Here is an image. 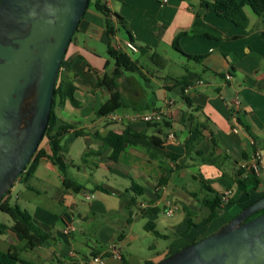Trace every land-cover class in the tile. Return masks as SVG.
Listing matches in <instances>:
<instances>
[{
  "label": "crops",
  "instance_id": "obj_1",
  "mask_svg": "<svg viewBox=\"0 0 264 264\" xmlns=\"http://www.w3.org/2000/svg\"><path fill=\"white\" fill-rule=\"evenodd\" d=\"M102 1L124 18L125 27L117 26L110 39L104 15L93 7L85 9L60 67L75 86L77 104L57 98L54 107L61 120L73 125L63 136L61 154L67 177L81 190L64 188L63 175L42 157L33 173L20 176L5 196L48 233L42 245L24 249V240L0 229V249L18 250L26 264H82L92 255L105 254L111 242L121 258L106 254L105 264H155L216 231L264 193L263 168L256 190L242 193L235 204L200 224L209 214L201 199L227 188L234 192L236 172L250 163L254 150L260 151L264 165V19L246 8V27L212 10L195 16L192 4L199 0ZM180 31H186L179 38L181 49L202 55L200 60L173 48ZM126 40L137 47L126 53L140 57H131L138 70L123 72L117 80L125 105L109 115H96L110 96L105 85L96 84L114 68L107 48ZM168 47L180 54L178 58ZM145 59L149 68L142 64ZM227 73L231 78H225ZM235 97L238 107L232 104ZM148 110L159 111L161 120L142 121L138 115ZM125 129L141 136L128 135L129 143L112 159L105 138ZM158 185L163 188L156 190ZM165 199L177 205L171 216L163 211ZM149 208L153 211L144 212ZM7 216L0 224H12ZM148 223L160 236L146 229ZM66 225L73 227L68 234L63 232ZM76 225L81 242L74 235ZM91 229L95 240L89 241L85 235ZM148 232L164 243L147 244Z\"/></svg>",
  "mask_w": 264,
  "mask_h": 264
},
{
  "label": "water",
  "instance_id": "obj_2",
  "mask_svg": "<svg viewBox=\"0 0 264 264\" xmlns=\"http://www.w3.org/2000/svg\"><path fill=\"white\" fill-rule=\"evenodd\" d=\"M89 0H0V199L48 124L67 45ZM264 195L155 264H264Z\"/></svg>",
  "mask_w": 264,
  "mask_h": 264
},
{
  "label": "trees",
  "instance_id": "obj_3",
  "mask_svg": "<svg viewBox=\"0 0 264 264\" xmlns=\"http://www.w3.org/2000/svg\"><path fill=\"white\" fill-rule=\"evenodd\" d=\"M192 5L194 6L195 16H200L205 10H212L219 17L227 19L240 27H246L248 24L245 7H249L255 15L261 16L264 19V0H199L197 7L194 4ZM88 7H93L95 10L104 15L106 33L110 39L114 38L117 26L123 28L125 27L124 18L117 13H112L102 0H89L86 9ZM184 34H186V31H180L175 35L172 42L173 48L184 54L189 59L196 61L200 60L203 57L202 55L188 54L181 49L179 45V38ZM127 35L128 38L132 40L128 31ZM107 52L113 60L114 68L110 74H105L102 78L96 81L98 86L105 85L110 90V96L96 110V115L99 116L109 115L125 105L124 99L120 91L117 89V80L123 72H135L138 70L136 62L125 51L116 48L114 45H109ZM151 58L154 59V55H152ZM74 89L75 86L73 83L69 81L59 70V75L54 86L52 106L47 127L40 143L38 144V147L17 179L23 174H32L39 162V159L45 157L52 164H54L63 175L64 188H70L75 192L81 190V186L79 184L67 177V164L64 162L61 154L63 136L69 131V129L73 128V125L61 120L54 111L57 98L62 100L67 98L72 104H77L73 97ZM194 131L199 132V130ZM194 131H192L193 134ZM73 132L75 134L81 133L80 130H74ZM128 135L136 137L141 136L140 133H135L133 131H129L128 129H125V131L121 134L109 133L107 135L105 141L112 147L110 155L112 159H116L119 152L123 149L124 144L129 143L127 138ZM191 139L194 140L196 138L192 135ZM234 182L236 184V188L233 194L226 201L223 202L218 194H215L212 198L201 199V203L209 209V214L201 221V225H204L214 219L217 216L218 209L235 204L242 193L249 194L251 190H256L260 184L258 176L252 170L245 172L244 167H240L237 170ZM9 191L10 189L0 199V210L9 214L13 222L9 226L0 224V229H9L14 233L18 240H24V249H33L36 246L42 245L48 237V233L44 232L41 228L34 224L32 217L27 210L21 208L17 204H10L8 200L5 199V196L9 193ZM263 195L264 193L261 196ZM256 199L252 200L246 206L251 204ZM147 211H153V209H145L144 212ZM263 212L264 208L249 216L248 219ZM188 225H190L189 221L187 222V226ZM146 229L151 230L155 235L160 236V233L154 229L152 223H148L146 225ZM26 263L27 261L21 256L18 250L8 249L4 251L0 249V264Z\"/></svg>",
  "mask_w": 264,
  "mask_h": 264
},
{
  "label": "built area",
  "instance_id": "obj_4",
  "mask_svg": "<svg viewBox=\"0 0 264 264\" xmlns=\"http://www.w3.org/2000/svg\"><path fill=\"white\" fill-rule=\"evenodd\" d=\"M114 46L122 51H136L137 47L134 45V43L130 40H126L123 43L115 41ZM225 78L229 79L231 78V75L229 73L225 74ZM198 83H202V81H198ZM232 104L236 107L239 105V99L235 97L232 100ZM138 117L144 121V122H152V121H158L161 120L162 115L157 110H148L143 113H140ZM169 140H173V136H169ZM245 168V172L248 170H252L256 175L264 168L263 162H262V155L258 149L254 150L253 155L251 157V161L248 165L243 166ZM245 175V174H244ZM163 188V185H158L156 187V190H160ZM233 193V190L231 188L225 189L221 195L220 198L224 202L226 201ZM177 209V205L172 201L171 199H165L164 201V208L163 211L167 216H171L175 210ZM71 225H66L63 229V232L65 234L70 233L72 230ZM110 255L114 259H120L121 258V252L118 248L117 244L115 242H111L107 245L105 249V254H97L92 255L89 257L88 260L83 261L82 264H105V255Z\"/></svg>",
  "mask_w": 264,
  "mask_h": 264
},
{
  "label": "rangeland",
  "instance_id": "obj_5",
  "mask_svg": "<svg viewBox=\"0 0 264 264\" xmlns=\"http://www.w3.org/2000/svg\"><path fill=\"white\" fill-rule=\"evenodd\" d=\"M195 6L197 7L198 5H197V3L195 4ZM251 14L253 13L251 10H250V8L249 7H245ZM252 15H255L254 13L252 14ZM255 16H257V15H255ZM168 52H169V54L172 56V57H175V58H178V56L180 55V54H178L174 49H172V48H170V47H168ZM130 55H131V57L133 58V59H139V57H140V55L139 54H137V53H130ZM181 57V56H180ZM149 60L148 59H145V60H143V66H145V68H149ZM171 67H174V64L173 63H171ZM144 77L145 78H147L145 75H144ZM144 77H143V79H144ZM3 217H9V216H7V214H5L4 212H0V220H2V219H4ZM76 227H77V225H76ZM95 233H94V229H91V230H88V231H86V238L89 240V241H91V240H95V235H94ZM74 235H75V237H76V239L78 240V242H81V241H83V239H82V235H81V232H80V230H79V227H77L76 228V230L74 231ZM147 238H145L144 239V241L147 243V244H152L154 241H158L159 243H164V240H161V239H158V238H156V236L152 233V232H148L147 233ZM79 245V244H78ZM80 246V245H79Z\"/></svg>",
  "mask_w": 264,
  "mask_h": 264
}]
</instances>
